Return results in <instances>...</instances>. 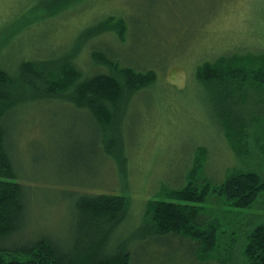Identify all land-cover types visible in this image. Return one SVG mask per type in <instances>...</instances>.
<instances>
[{"label":"rangeland","instance_id":"1","mask_svg":"<svg viewBox=\"0 0 264 264\" xmlns=\"http://www.w3.org/2000/svg\"><path fill=\"white\" fill-rule=\"evenodd\" d=\"M111 15L124 20L123 38L109 35L118 34L117 27L80 41L92 23L115 27ZM76 41L73 57L84 72H108L93 52L113 50L116 58L142 70L151 68L156 76L125 110L117 130L125 143L110 153L102 148L92 119L68 101H40L23 108L12 122L19 155L15 165L18 181L35 184L38 199L60 203L68 200L67 191L81 187L124 194L137 216L147 200L167 198L164 187L176 183L171 175L182 164L191 167L194 157L195 178L203 176L204 163L207 172L221 179L229 169L262 172L257 148L242 147L256 153L241 156L222 136L206 88L196 80V68L221 54L255 60L264 51V0H0V56L9 71L20 58L55 59ZM244 136L242 131L240 143L245 145ZM208 193L201 206L221 216L224 206ZM251 212L249 218L238 217L240 225L231 224L229 232L239 236L237 244L251 217L264 218V191ZM59 217L55 224L46 222V229L57 231ZM233 242L231 235L226 246ZM147 260L141 264H183L182 258Z\"/></svg>","mask_w":264,"mask_h":264},{"label":"trees","instance_id":"2","mask_svg":"<svg viewBox=\"0 0 264 264\" xmlns=\"http://www.w3.org/2000/svg\"><path fill=\"white\" fill-rule=\"evenodd\" d=\"M108 17L115 20V27L92 23L81 32L80 41L87 34L117 27L120 32L109 35L123 38L124 20ZM77 45L76 41L55 59L20 58L12 71L0 56V264H141L145 259L169 262L174 258H182L183 264H228L231 254L233 264H264V218L251 217L238 244L239 236L229 232L231 224L240 225L239 216L253 215L264 191V51L255 60L221 54L196 68V80L206 88L222 136L241 156L256 153L242 147L257 148L262 172L229 169L221 179L207 172L204 163L203 176L195 178L191 174L194 157L191 167L182 164L171 175L176 183L164 187L169 190L167 198L147 200L139 215L133 216L124 194L81 187L67 191L68 200L54 203L38 199L35 184L18 181L12 122L23 108L40 101H68L92 119L102 148L110 153L115 145L125 143L117 130L128 105L135 104V95L155 80L153 69L128 65L113 50L93 52L94 60L108 72H84L73 57ZM242 131L245 145L240 143ZM208 192L224 206L221 216L201 206ZM57 217V231L46 229V222L55 224ZM227 235H234L232 246H226Z\"/></svg>","mask_w":264,"mask_h":264}]
</instances>
